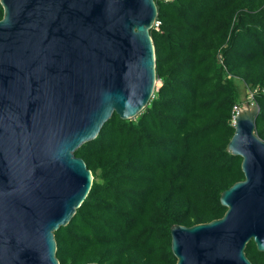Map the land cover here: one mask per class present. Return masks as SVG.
Listing matches in <instances>:
<instances>
[{
  "label": "water",
  "instance_id": "1",
  "mask_svg": "<svg viewBox=\"0 0 264 264\" xmlns=\"http://www.w3.org/2000/svg\"><path fill=\"white\" fill-rule=\"evenodd\" d=\"M0 4V264H60L54 232L93 180L75 151L113 113L135 117L154 92L157 7L155 0ZM238 108L228 150L241 157L244 178L221 193L222 217L171 226L176 264H253L250 241L264 252L259 106Z\"/></svg>",
  "mask_w": 264,
  "mask_h": 264
},
{
  "label": "trees",
  "instance_id": "2",
  "mask_svg": "<svg viewBox=\"0 0 264 264\" xmlns=\"http://www.w3.org/2000/svg\"><path fill=\"white\" fill-rule=\"evenodd\" d=\"M155 4L154 92L135 117L113 113L75 151L93 180L54 232L60 264H176L171 226L223 216L221 193L244 178L241 157L228 150L233 107L243 105L237 80L259 106L264 140V0ZM245 254L264 264L253 241Z\"/></svg>",
  "mask_w": 264,
  "mask_h": 264
},
{
  "label": "built area",
  "instance_id": "3",
  "mask_svg": "<svg viewBox=\"0 0 264 264\" xmlns=\"http://www.w3.org/2000/svg\"><path fill=\"white\" fill-rule=\"evenodd\" d=\"M159 21L156 19L155 21H154V23H153V28H155V29H158V27H159ZM239 112V108H238V106L237 105H235L234 107H233V111H232V125H234V123H235V116H236V114Z\"/></svg>",
  "mask_w": 264,
  "mask_h": 264
},
{
  "label": "rangeland",
  "instance_id": "4",
  "mask_svg": "<svg viewBox=\"0 0 264 264\" xmlns=\"http://www.w3.org/2000/svg\"><path fill=\"white\" fill-rule=\"evenodd\" d=\"M236 84L241 92V102H243V104H246V98H245V94H246V91L244 90V85L241 81L237 80L236 81ZM253 104V103H252Z\"/></svg>",
  "mask_w": 264,
  "mask_h": 264
}]
</instances>
